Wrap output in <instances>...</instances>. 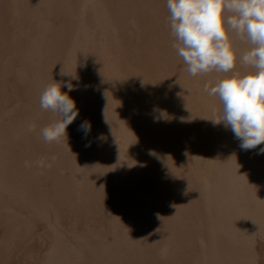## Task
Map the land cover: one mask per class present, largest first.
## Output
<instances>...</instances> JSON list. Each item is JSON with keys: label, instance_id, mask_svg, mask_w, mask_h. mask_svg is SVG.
<instances>
[{"label": "rangeland", "instance_id": "374dc122", "mask_svg": "<svg viewBox=\"0 0 264 264\" xmlns=\"http://www.w3.org/2000/svg\"><path fill=\"white\" fill-rule=\"evenodd\" d=\"M173 43L166 0H0V264H264V143ZM54 81L79 114L49 144Z\"/></svg>", "mask_w": 264, "mask_h": 264}, {"label": "clouds", "instance_id": "9594fccd", "mask_svg": "<svg viewBox=\"0 0 264 264\" xmlns=\"http://www.w3.org/2000/svg\"><path fill=\"white\" fill-rule=\"evenodd\" d=\"M166 7L175 39L172 47L188 74H223L213 86H204L222 105L221 114L211 119L213 123L230 128L242 149L264 143V0H166ZM237 40L247 47L238 48ZM238 63L247 70H236ZM63 87L68 91L54 81L39 97L40 109L57 117L40 130L49 144L67 138V128L79 114L69 95L73 84L67 81ZM79 128L87 136L91 124L84 121ZM260 152L264 153V148ZM36 164L52 167L47 158H40Z\"/></svg>", "mask_w": 264, "mask_h": 264}]
</instances>
